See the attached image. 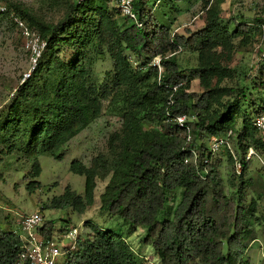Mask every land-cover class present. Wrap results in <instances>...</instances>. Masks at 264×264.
Masks as SVG:
<instances>
[{
  "label": "trees",
  "instance_id": "trees-1",
  "mask_svg": "<svg viewBox=\"0 0 264 264\" xmlns=\"http://www.w3.org/2000/svg\"><path fill=\"white\" fill-rule=\"evenodd\" d=\"M5 1L46 43L0 115V141L7 151L33 159L31 175L37 177L40 155L62 158L69 141L106 111L121 120L120 129L109 137L107 153L88 166L79 159L70 163L71 172L84 176V195L67 187L42 208L82 213L94 201L97 182L105 181L100 209L123 220L128 234L145 228L143 243L151 246L160 264H247L244 255L264 217L258 213L260 194L248 202L245 198L248 162L238 176L233 173L225 181L223 158L206 165L202 158L209 138L230 130L242 156L249 147L264 156L263 137L252 123L263 111L261 96L251 91L264 89V65L255 74L245 73L249 86L222 84L236 73L228 66L233 53L254 43L264 19L225 22L221 0H198L203 26L196 31L185 27L182 34L171 29L172 22H158L153 14L157 3L148 9V0H133L142 27L122 16L114 0H52L64 8L56 23L21 2ZM64 47L76 48L74 59L64 58ZM183 50L197 53L194 67H181L178 53ZM94 54H106L112 61L101 81L93 79ZM156 56L161 57L160 74L151 64ZM195 81L201 91L193 89ZM178 84L168 106L171 87ZM181 115L192 117L185 123L189 141L187 128L174 121ZM190 149L199 155L196 164ZM225 154L232 166L231 155ZM28 187L33 190L34 183ZM90 226L93 232L79 235L61 264H142L121 233ZM37 232L52 239L54 221L44 220ZM19 244L16 231L0 228V264H16Z\"/></svg>",
  "mask_w": 264,
  "mask_h": 264
},
{
  "label": "rangeland",
  "instance_id": "rangeland-1",
  "mask_svg": "<svg viewBox=\"0 0 264 264\" xmlns=\"http://www.w3.org/2000/svg\"><path fill=\"white\" fill-rule=\"evenodd\" d=\"M0 1L8 6L5 0ZM11 1L21 2L32 8L45 20L54 23L60 20L64 14V8L53 4L52 0ZM155 4L153 14L157 21L160 23L172 22L171 29L173 31L183 34L185 27L196 31L203 26L204 13L201 11V3L198 0H159L158 2L157 0H148V9L153 8ZM219 7L222 12L221 17L225 22L229 18L241 21L244 17L248 23H252L254 17L264 19V0H221ZM9 9L24 19L22 14ZM1 16L3 15H0V115L9 106L17 86L22 82L23 76L31 70L33 63L32 53L20 31L10 22L8 16ZM233 25L232 21L229 27L232 28ZM255 39L252 45L240 48L233 53L228 66L234 68L236 73L233 77L224 80L223 85H250L245 73L248 74L251 69L253 71L255 69V48L260 45L264 49V23L261 26V32ZM74 49L64 47L63 56L67 61L74 59L76 53ZM93 56V79L101 81L104 72L111 68L112 61L106 54H94ZM178 60L181 67H194L197 63V53L183 50L178 53ZM253 73L255 74V72ZM192 87L196 91L202 90L197 81L193 83ZM251 91L254 97L261 95V90L253 89ZM247 99L248 95L242 101L244 108L248 105ZM248 111L247 107V113ZM242 122V118L237 119V128L242 127ZM120 127V118L106 111L69 141L64 148L62 158L40 155L38 157L40 174L37 177L31 175L33 159L20 157L21 154H17V152H8L6 145L0 141V228L18 231L20 217L38 210L43 214L44 220L54 221L55 235L61 234L59 230L63 227L68 230L77 227L81 236L93 232L90 225L113 229L116 233L122 234L131 249L141 258L142 264H160L159 258L151 246L143 243L145 228L138 227L134 233L128 234V225L123 220L111 217L106 211L100 209L99 195L105 181L97 182L94 201L91 205L86 206L82 213L72 208H42L43 205L49 204L52 198L61 195L67 187L79 195H84V176L70 171L71 161L79 159L87 166L90 165L94 157L108 152L109 137ZM151 127L152 125L148 128ZM231 144L238 157L242 158V152L233 138ZM217 157L223 158L222 172L225 181L233 173L235 176L239 175L236 173L234 162H232V166L226 163L225 150H222L215 158ZM244 178L250 179L245 197L247 202L252 197H259L258 194H260L258 213L260 216H264V156H261V160L254 157L248 162ZM31 182L34 183L33 190L28 187ZM176 195L178 196V192ZM171 204L172 202L169 203V205ZM163 216L164 212L158 215V219H163ZM255 236L256 238L246 250L244 260L247 264H264V217L255 228ZM61 243L67 244L68 241L63 239ZM59 262H63L62 257L59 258Z\"/></svg>",
  "mask_w": 264,
  "mask_h": 264
},
{
  "label": "built area",
  "instance_id": "built-area-1",
  "mask_svg": "<svg viewBox=\"0 0 264 264\" xmlns=\"http://www.w3.org/2000/svg\"><path fill=\"white\" fill-rule=\"evenodd\" d=\"M77 4H83L86 0H74ZM115 5L118 7L122 16L128 18L131 22L137 25V27H142L143 22L139 19L137 12L134 9L133 0H114ZM7 13L11 22L20 31L21 36L24 38L28 49L32 53V66L31 70L25 74L22 78V82L30 76L31 71L35 68L37 58L40 56L41 50L45 46V42L41 40L39 34L34 30L18 13L11 11L9 7L2 1H0V14ZM255 62L254 71L251 69L249 74H254L262 65H264V49L259 46L255 48ZM161 57L156 56L151 64L156 66L159 74L162 71V66L160 64ZM180 84L172 86V94L168 99V106L172 105L173 93L176 91ZM261 104L263 111L261 114L256 115L252 121L253 126L262 135L264 140V89L261 91ZM167 115L170 112L167 108ZM192 117L186 115L177 116L174 121L181 127L187 128L186 140H190L189 127L186 126V121L191 120ZM234 133L230 130L225 136H211L208 140L207 149L202 158V163L204 165L210 163L214 158L222 151L227 150L231 155L235 170L237 174H240L243 170L245 163L249 162L254 157L261 160V156L256 153L253 147H249L246 154L239 158L236 151L232 147L231 139ZM192 155V160L194 163H198L199 155L194 149L189 150ZM188 159H185L187 162ZM44 222V216L41 211H34L33 213L22 215L18 222L19 235V252L16 260V264H61L59 258L62 257L64 260L66 254L76 247V240L79 236L77 227H72L71 229L62 232L59 235L53 236L50 240H45L38 232L37 229ZM66 239L67 244H62L61 241Z\"/></svg>",
  "mask_w": 264,
  "mask_h": 264
}]
</instances>
